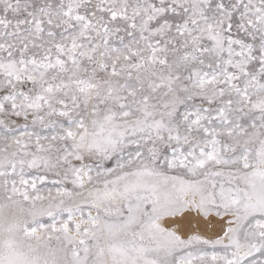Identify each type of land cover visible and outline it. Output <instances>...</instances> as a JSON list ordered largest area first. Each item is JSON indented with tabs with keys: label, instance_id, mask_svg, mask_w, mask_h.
Returning <instances> with one entry per match:
<instances>
[{
	"label": "snow or ice",
	"instance_id": "6c2138e0",
	"mask_svg": "<svg viewBox=\"0 0 264 264\" xmlns=\"http://www.w3.org/2000/svg\"><path fill=\"white\" fill-rule=\"evenodd\" d=\"M0 264H264V0H0Z\"/></svg>",
	"mask_w": 264,
	"mask_h": 264
}]
</instances>
